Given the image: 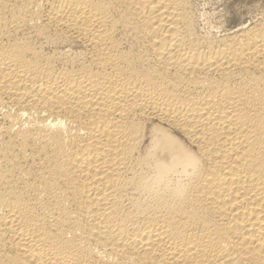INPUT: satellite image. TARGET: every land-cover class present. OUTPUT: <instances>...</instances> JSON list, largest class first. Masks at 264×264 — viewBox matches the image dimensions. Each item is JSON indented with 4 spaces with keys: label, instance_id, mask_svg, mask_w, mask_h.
<instances>
[{
    "label": "bare ground",
    "instance_id": "bare-ground-1",
    "mask_svg": "<svg viewBox=\"0 0 264 264\" xmlns=\"http://www.w3.org/2000/svg\"><path fill=\"white\" fill-rule=\"evenodd\" d=\"M192 4L0 0V264H264V13Z\"/></svg>",
    "mask_w": 264,
    "mask_h": 264
},
{
    "label": "rangeland",
    "instance_id": "rangeland-1",
    "mask_svg": "<svg viewBox=\"0 0 264 264\" xmlns=\"http://www.w3.org/2000/svg\"><path fill=\"white\" fill-rule=\"evenodd\" d=\"M191 2L197 14L198 25L203 31L209 28L211 30L215 23L222 25L225 22L234 28L246 22L249 17L258 19V16L264 13V0H191Z\"/></svg>",
    "mask_w": 264,
    "mask_h": 264
}]
</instances>
